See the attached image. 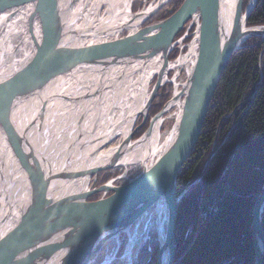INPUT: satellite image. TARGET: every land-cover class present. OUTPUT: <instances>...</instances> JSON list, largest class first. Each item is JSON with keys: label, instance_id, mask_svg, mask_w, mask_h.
<instances>
[{"label": "water", "instance_id": "obj_1", "mask_svg": "<svg viewBox=\"0 0 264 264\" xmlns=\"http://www.w3.org/2000/svg\"><path fill=\"white\" fill-rule=\"evenodd\" d=\"M169 1L129 12V0H0V264H133L151 228L155 264H173L177 174L230 56L264 25H246L257 0L244 11L243 0H182L141 25ZM164 80L171 97L132 141ZM116 164L122 173L85 189ZM263 207L264 190L253 264H264Z\"/></svg>", "mask_w": 264, "mask_h": 264}, {"label": "trees", "instance_id": "obj_2", "mask_svg": "<svg viewBox=\"0 0 264 264\" xmlns=\"http://www.w3.org/2000/svg\"><path fill=\"white\" fill-rule=\"evenodd\" d=\"M137 1H132V11L139 8ZM181 2L170 0L143 25L167 17ZM245 3L243 0V6ZM246 25H264V0H257ZM168 96L169 92L161 95L149 117ZM106 173H97L93 184L106 182L110 172ZM263 190L264 37L257 36L247 38L230 56L200 136L177 174L176 192L181 195L174 225L173 264H253L252 207ZM95 195L88 199H96ZM261 229L264 236V207ZM157 247L151 228L133 264H155Z\"/></svg>", "mask_w": 264, "mask_h": 264}, {"label": "rangeland", "instance_id": "obj_3", "mask_svg": "<svg viewBox=\"0 0 264 264\" xmlns=\"http://www.w3.org/2000/svg\"><path fill=\"white\" fill-rule=\"evenodd\" d=\"M143 1L144 0H138L137 1V4L139 5L138 7V9L137 10H133L132 11V8H131V11L132 12H136V11H138V10H140L141 9V6H142V3H143ZM245 5H246V3L244 4V6H243V8L245 7ZM163 7V6H162ZM161 7V8H162ZM160 8V9H161ZM159 9V10H160ZM158 10V11H159ZM157 11V12H158ZM155 15V14H154ZM153 15V16H154ZM152 17V16H151ZM150 17V18H151ZM149 18V19H150ZM149 19H147V20H149ZM146 20V21H147ZM161 20V19H160ZM156 21H158V20H156ZM156 21H154V22H156ZM146 23V22H145ZM153 23V22H152ZM192 29H194V25H189V27L186 29V32H185V35H187V36H184L183 38H182V40L180 41V44H185V43H187L190 39H191V37L194 35V32H191V30ZM185 30V27L183 28V30H182V32H181V34L183 33V31ZM191 32V33H190ZM181 34H179V36L181 35ZM178 36V37H179ZM177 37V38H178ZM252 37H257V36H252ZM258 37H260V36H258ZM176 38V39H177ZM250 38V37H249ZM175 40V39H174ZM177 46H178V43H174L173 44V46H172V49H171V51L169 52V54H168V60H169V62L170 61H172V60H174V58H175V56H176V54H177V52H178V48H177ZM186 51V45H182L181 46V48H180V51H179V54H183L184 52ZM170 56V57H169ZM165 92H169V96H168V98H167V100L162 104V106L169 100V98L171 97V93H172V87H171V83L170 82H165L161 87H159V89L157 90V93H156V95H155V97L153 98V100L151 101V103H150V106H149V109H148V111H147V115H146V117H145V119H143L142 120V122L140 123V120H141V117H142V115L141 114H139L136 118H135V122H134V127L136 126V125H138L139 123V126L137 127V129L134 131V133L132 134V136H131V140L132 141H134V140H136V139H138L140 136H141V134L144 132V130L146 129V127L148 126V122H149V119H150V117L151 116H153V115H150V117H149V111L151 110V108H152V105H154L155 103H157L158 102V100L161 98V95L163 94V93H165ZM161 106V107H162ZM160 110V109H159ZM158 110V111H159ZM157 111V112H158ZM154 113V112H153ZM147 123V124H146ZM147 125V126H146ZM123 170H124V168L123 167H119V168H113V169H109V170H106V171H104L103 172V174L104 175H106L107 173L106 172H110L108 175H110V177L109 178H112V177H115V176H117V175H119L120 173H122L123 172ZM103 171V170H102ZM102 171H99L98 172V174L99 173H102ZM97 177L98 176H95V178H94V180L91 182V184L89 185V188H93V187H97V186H99V185H95V184H93V182L95 183V181L97 180ZM95 195V194H94ZM94 195H92L91 197H93ZM101 196V193H96V195H95V197H97V198H99ZM96 198V199H97ZM157 255V254H156Z\"/></svg>", "mask_w": 264, "mask_h": 264}, {"label": "bare ground", "instance_id": "obj_4", "mask_svg": "<svg viewBox=\"0 0 264 264\" xmlns=\"http://www.w3.org/2000/svg\"><path fill=\"white\" fill-rule=\"evenodd\" d=\"M132 1L133 0H129V12H132L131 11V5H132ZM250 0H246V5L245 7L243 8V11L244 9L247 7V5L249 4ZM255 0L253 1L252 5L254 4ZM252 7V6H251ZM141 10V9H140ZM138 10V11H140ZM136 11V12H138ZM144 22L141 24L143 26ZM141 25H139L138 27H140ZM190 25H194L195 26V23L194 22H191ZM165 82H169L168 80H164L162 82H160V86L161 87ZM142 112H137L135 117L133 118V121L131 123V126H130V129H129V132L132 131L133 127H134V122H135V118ZM119 167H123L124 168V165L123 164H116L113 168H119ZM112 168V169H113ZM106 170H109V169H105L103 170L102 172L106 171ZM98 173V172H97ZM97 173L93 174V175H89L88 178H87V181H86V184H85V189H88L89 185L91 184V182L94 180L95 176L97 175ZM109 194V193H108ZM107 194V195H108Z\"/></svg>", "mask_w": 264, "mask_h": 264}, {"label": "flooded vegetation", "instance_id": "obj_5", "mask_svg": "<svg viewBox=\"0 0 264 264\" xmlns=\"http://www.w3.org/2000/svg\"><path fill=\"white\" fill-rule=\"evenodd\" d=\"M109 193V191H107V192H104V193H101V195L103 194V195H107Z\"/></svg>", "mask_w": 264, "mask_h": 264}]
</instances>
